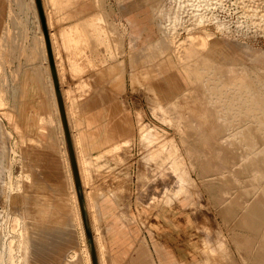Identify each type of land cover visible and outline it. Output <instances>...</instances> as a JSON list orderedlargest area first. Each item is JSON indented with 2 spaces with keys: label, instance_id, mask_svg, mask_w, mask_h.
I'll list each match as a JSON object with an SVG mask.
<instances>
[{
  "label": "rangeland",
  "instance_id": "obj_1",
  "mask_svg": "<svg viewBox=\"0 0 264 264\" xmlns=\"http://www.w3.org/2000/svg\"><path fill=\"white\" fill-rule=\"evenodd\" d=\"M44 1L51 31L76 19L56 20L59 14L50 8H55V0ZM73 2L86 9L78 18L100 10L107 37H114L113 24L120 31L121 67L117 59L107 58L109 76L106 72L105 79L97 80L95 72H90L97 92L92 91L89 97L107 108V116H112L110 98L116 100L115 110L119 108L126 116L116 124L120 122L128 130L131 123L132 131L131 145L126 148L128 141L117 147L121 156L116 162L108 160L107 174L93 172L78 148L86 188L94 213H98L95 217L101 243L106 244L105 234L110 232L104 219L111 206L103 201L111 194L117 208L112 214L115 228L120 223L123 232L124 223L137 221L147 232L153 264H264V228L257 229L240 205L242 197L252 196L256 189L257 194L264 182V152H253L250 146L256 143H242L237 135L224 140L233 125L219 117L225 110L220 105L223 102L227 108L232 106L239 121L254 123L259 119L262 123L258 126L264 128V0ZM40 29L35 0H0V57L6 58L0 67V84L7 100L4 110L18 126L14 128L12 119L5 118L0 110V264H86L74 206L75 224L70 212L71 183L61 155L65 141L57 127ZM162 60L185 72L190 91L169 101L158 97L147 79V69ZM174 74L169 68L152 82L172 89L170 96H174L189 88ZM73 84L74 80L65 75L63 87ZM68 95L72 105L69 91ZM201 96L205 101L193 102ZM82 106L88 110L87 105ZM192 106L205 110L203 116L207 115L210 125L216 123L210 133L202 129L198 120L202 115L191 116ZM70 111L76 115L73 108ZM48 113L53 118L51 123L39 121ZM254 131L258 138L264 133ZM192 137L202 160L200 169L206 171L203 174ZM201 139L214 147L232 140L238 146L228 145L224 161L220 157L216 167L207 157L203 159L198 149ZM259 145L257 148L263 149L262 143ZM256 153L263 157L258 166L248 161ZM241 159L243 164L248 162L244 176V171L239 175L236 170ZM104 175L122 187L101 189L106 182ZM259 190L258 200L264 203V187ZM46 204L48 215L40 213ZM132 243L129 240L127 246ZM107 255L108 248L102 255L106 264Z\"/></svg>",
  "mask_w": 264,
  "mask_h": 264
},
{
  "label": "crops",
  "instance_id": "obj_2",
  "mask_svg": "<svg viewBox=\"0 0 264 264\" xmlns=\"http://www.w3.org/2000/svg\"><path fill=\"white\" fill-rule=\"evenodd\" d=\"M43 1L44 0H42V2ZM73 1L74 0H55V8H53L52 5H50V8L54 10V13L59 14V16H57L58 19L56 20L63 21V20L70 19V18H76L74 19L73 22H71L67 26H62L56 32H53L50 30L51 17L46 16L47 26H48L53 56L55 60V65L57 69V74H58L62 94H64L63 93L64 87L63 86L61 87V84H63L65 75H68L69 78L74 80V84L72 86L65 87V89H67L72 95V100H71L72 105H70V102L68 104L65 102V98L63 95L64 104L67 110L66 111L67 123H68L69 130L71 133V139H72L74 150H75L74 135H75L79 142L81 154L83 155L87 163L92 165V171L93 172L97 171L99 174L101 173L107 174L109 172V170H106L108 160H112L116 162V160L121 156V154L117 152V147L121 146L123 142L127 143L128 141H129V145L126 146V148L131 145V136H132L131 123H129L128 130L125 125L123 126L120 125L121 124L120 122L116 124V122H118L117 119L124 121L126 119V116L121 115L120 113L121 110L119 108L117 111L115 110L114 104L117 102L116 100H113L112 97L110 98L109 105H108L110 107L112 116H107V112H106L107 108L105 109L103 106H100L99 104L95 102L94 98L91 99L89 97L90 96L89 94L92 91L95 90V93L97 92L92 82V75L89 76V74L90 72H95V77H96L95 79L97 80L105 79L106 72H107V76H109L110 73L108 72V69L106 68L107 58L112 59V60L117 59L118 66L121 67L122 61H121V38H120V33H119L120 31L118 32V29L113 24L114 37L113 38L107 37L105 35L106 25L104 22V17L100 14L101 13L100 10L90 13L84 17L78 18V16L83 14L86 9L83 8V5L80 3L77 5H74ZM44 2H43V6H44ZM76 7L78 8L76 9ZM69 8L71 9L69 10ZM48 22H50V27L48 25L49 24ZM40 31H41L40 33H42L41 29ZM116 33L119 34L118 37H116ZM1 36H0V40H1ZM43 41H44V38H43ZM43 45H45V42H43ZM44 47L45 46L42 47L43 51L45 49V51L43 52V55H44L45 62L47 61L46 62L47 70H49V72L47 71L49 74L48 77H49L50 84L52 85V88H53V82H52V77H51V73L49 69L48 58L47 57H46L47 59L45 58V56H47L46 48ZM5 59L6 58H4L3 56L0 57V67H2V63L5 62ZM63 60L65 61L66 65L63 64ZM169 68H172V70L176 72L174 76L176 75L179 76L180 81H182L180 82L181 84L183 83V84L189 85V88H183L181 91H179L174 96H170V94L173 92L172 89L166 90L164 87L162 88L160 85L159 86L155 85L154 82H152V79L159 78L160 75L166 74ZM147 79L151 83L154 92L162 100H168V101L173 100L175 98H179L186 92L190 91L191 82L188 79L185 72L181 68H179L176 64H173L171 61H168V60L159 61L153 64L151 67H149L147 69ZM0 80H1V73H0ZM97 80H95L96 83H97ZM111 84L115 85L116 81H111ZM116 88L119 90V87L113 86L114 90H116ZM193 89L196 92V88H193ZM52 92L53 93L51 94L52 95L54 94L52 96V99L53 97L55 98L53 100V105L56 109L55 110L56 115H57L56 118H57V121L60 122L61 132H62L61 136H63L64 141H65L54 88L52 89ZM252 93L254 94L253 97L255 98L257 93L255 91H252ZM0 96H1L0 98L1 114L5 118L10 117L12 119L13 127L17 128L18 127L17 124L13 122V116L9 112H6L4 110L5 105L7 104V100L4 97L1 84H0ZM201 100L205 101L203 96H201L199 101L195 100L193 102L201 103L200 102ZM81 101H84V102H81ZM82 104L87 105L88 110L84 111ZM220 105H222L223 109H225L221 114V121L225 122L226 124L227 122H229L230 125H233L231 130L227 129V133L223 137L224 140L229 139L233 135H237L239 139L241 138L240 141L243 140L242 142L248 143L252 141L251 140L252 137L255 138L253 135L252 136L250 135L251 131L253 130H263L264 131V128H260L258 126V124L262 123V120L258 119L257 122H254V123H250L249 121H244V120L239 121L237 115L234 114L235 110L231 108L232 106L227 108L223 104V102H221ZM70 108H73V111L76 114L75 116L71 115ZM240 109L241 108H238V111ZM261 109H264V108H261ZM116 113H120V114L116 117L115 116ZM203 117L204 118L201 117V120L198 119L199 121L202 122V129L207 132L212 131V127L216 123L210 125L211 124L210 119L207 118L206 116H203ZM39 121L51 123V121H53V118L48 113L44 116H41ZM203 122H206V123L203 124ZM246 130H247V133L244 132ZM59 132H60V129H59ZM263 135L264 133L262 134V137H259L258 139L255 138L251 142V143H256L255 147H252L253 152L255 151L261 152L264 150V136ZM192 138L195 143L194 150H195V155L197 157V160L199 161L198 167L200 169L201 166L199 164L201 163L202 160L201 158L198 157L199 153L196 149V144H197L196 140L194 137ZM30 140L33 141L34 139L31 138ZM260 143H262L263 149L257 148L260 146L259 145ZM243 147L245 150V146ZM64 149L67 154V160H68V164L70 168V162H69V156H68L66 143H65V148L64 147L61 148V155H62L64 168L66 172V164L64 161ZM92 150L94 151L92 152ZM75 155L77 158L76 152H75ZM246 157L249 158V155H246ZM70 172H71V168H70ZM200 172H202L203 174V172H206V171L205 169L204 170L200 169ZM211 172H209V174ZM66 176H67V173H66ZM110 177H108L107 175V179H106V175H104V180L106 182L104 183L103 187H101V189H104V190L116 189L118 187L119 184H117L116 181L112 183L107 181V180H110L108 179ZM71 178L73 182L72 174H71ZM67 180H68V176H67ZM68 183H69V180H68ZM73 186H74V182H73ZM261 186L264 187V182L259 186V188ZM119 187H122V186L119 185ZM259 188H258L257 194H256V191H257L256 189L252 196L242 197L243 202H240V205H242V208H243L242 211L247 212L248 219H250L253 222V225L257 227V229L264 228V212H262L264 211V208H263L264 203L259 202L258 200L259 196L261 195V190H259ZM64 194L65 193H63V195ZM69 202H70V212L72 214V221L75 224L76 217H75L74 210H73L70 192H69ZM103 204L111 206L109 210H106L105 213L107 215L104 219L105 224L110 226V232L105 234V243L108 248V255H107L108 264H153L154 263L153 256L151 254L150 248L147 245L148 243L147 232H145L138 225L137 221L133 222L131 225L124 223L126 225V228L123 229L124 230L123 232L120 230L122 229L120 223L117 224V229H116L112 214L117 212V208L115 206L116 205L115 200L112 198L111 194H109L108 197L106 196L104 198ZM255 206L258 207L257 211H256ZM62 207H64L65 209V203L63 204ZM48 212H49V204L41 206L40 208L41 214L48 215ZM131 213H135V212H131ZM134 226L138 228L137 234H134ZM129 240H132L133 243H132V246L128 247L127 244Z\"/></svg>",
  "mask_w": 264,
  "mask_h": 264
},
{
  "label": "bare ground",
  "instance_id": "obj_3",
  "mask_svg": "<svg viewBox=\"0 0 264 264\" xmlns=\"http://www.w3.org/2000/svg\"><path fill=\"white\" fill-rule=\"evenodd\" d=\"M41 2H42V0H41ZM44 2V1H43ZM43 2H42V6H43ZM43 12H44V15H45V18H46V16L48 17L49 15H48V12H47V9H46V7H45V3H44V6H43ZM12 19V18H11ZM49 21V20H48ZM46 22H47V20H46ZM49 24V27H50V22H48ZM47 29H48V26H47ZM41 32V31H40ZM43 33H40V41H41V44L43 45V42H45V40L43 41V38H44V36L42 35ZM52 34V33H51ZM48 35H49V31H48ZM52 38V37H51ZM49 41H50V45H51V40H50V36H49ZM43 46H45V45H43ZM42 46V47H43ZM44 48H46V46L44 47ZM43 49V48H42ZM54 49V48H53ZM44 51H45V49H44ZM43 51V52H44ZM51 52H52V56H53V51H52V46H51ZM46 53H47V51H46ZM45 54V53H44ZM47 56H45V58H46ZM57 58H58V56H57ZM47 59V58H46ZM45 60V59H44ZM53 61H54V64H55V60H54V56H53ZM47 62V61H46ZM58 63V62H57ZM56 63V64H57ZM47 65V64H46ZM60 68V67H59ZM55 69H56V65H55ZM48 72H49V70H47ZM46 71V72H47ZM56 74H57V69H56ZM49 75V74H48ZM49 79V78H48ZM57 79H58V82H59V78H58V74H57ZM51 80V79H50ZM50 82V81H49ZM50 86H51V93H53L52 92V85L50 84ZM63 85L61 84V87H62ZM64 89V91H63V93L64 94H62V91H61V88H60V83H59V90H60V93H61V97H62V101H63V106H64V110H65V117H66V120H67V113H66V107H65V104H64V99H63V95H64V98H65V102L66 103H68V99H69V95H68V91H67V89H65V87L63 88ZM54 95V94H53ZM52 95V96H53ZM55 98L53 97V100H54ZM200 105V104H199ZM193 108H190L189 110H190V113H191V116L192 117H195V116H198V115H202L203 116V114H205V110H203V109H198V106H192ZM200 108H202V107H200ZM205 109V108H204ZM56 110V109H55ZM58 111H59V109H58ZM188 112V111H187ZM60 116V115H59ZM215 116H216V114H215ZM70 117V116H69ZM206 117H207V115H206ZM220 118H221V116H219ZM204 118V117H203ZM217 118V117H216ZM220 118H218V119H220ZM59 119V118H58ZM195 119V118H194ZM214 119H215V117H214ZM199 120H201L200 118H199ZM217 122H218V120H217ZM191 123V122H190ZM193 123V122H192ZM191 123V124H192ZM196 123V122H195ZM201 123V122H200ZM204 123V122H203ZM206 123V122H205ZM225 124V123H224ZM67 125H68V123H67ZM190 125V124H189ZM195 124L193 123V126H194ZM223 125V124H222ZM226 125V124H225ZM72 126V125H71ZM196 126V125H195ZM58 127H59V129H60V133H62L61 132V126H60V122L58 121ZM200 127H201V125H200ZM206 127V126H205ZM68 128H69V126H68ZM192 128V127H191ZM195 129V128H194ZM193 129V130H194ZM212 129H213V127H212ZM225 129V128H224ZM253 129V128H252ZM196 131V130H195ZM262 131V130H261ZM198 132H200V131H198ZM198 132H197V134L196 135H198ZM203 132V131H202ZM242 132V131H241ZM255 131L253 130V132H250V135H253L254 137H257V139H258V136H256L255 135V133H254ZM69 133H70V130H69ZM210 133V132H209ZM248 133H249V131H248ZM263 133V132H262ZM257 134V133H256ZM205 135V134H204ZM211 135V137H212V134H210ZM210 135H209V137H210ZM202 136V135H201ZM200 136V137H201ZM243 136V135H242ZM264 136V135H263ZM70 137H71V133H70ZM237 137V136H236ZM214 138V137H213ZM213 138H211V139H213ZM238 138V137H237ZM245 138V137H244ZM248 138V137H247ZM242 139H243V137H242ZM228 140V139H227ZM240 140V139H239ZM251 140H253V138L251 139ZM212 141V140H211ZM229 141V140H228ZM243 141V140H242ZM71 142H72V139H71ZM74 142H75V150H74V147H73V151H74V155H75V152H76V154H77V158H76V155H75V162H76V166H77V172H78V176H79V183H80V188H81V192H82V195H83V201H84V206H85V210H86V213H87V218H88V222H89V227H90V230H91V234H92V237H93V242H94V245H95V251H96V255H97V261H98V264H106L105 263V260L102 258V255H103V253L104 252H106V248H107V246H106V244H104V243H101V241H100V236H99V233H98V229H97V227H96V225H97V220H96V217L95 216H97V214L98 213H96V215H95V213H94V210H93V200L91 199V197H90V194H89V192H88V190H87V188H86V182H85V176H84V168L82 167V163H83V161L81 160V158H80V153H79V142H78V140H77V137L74 135ZM215 142V141H214ZM218 142V141H217ZM234 141L232 140V142L231 143H227V141H226V143L224 144V143H221V144H223V145H221V144H219V145H221V147H214V146H211V145H209L210 143L208 142V140H207V143H206V141L205 140H200V143H199V146H198V149L202 152V154H203V156H205V158H203V156H202V158L203 159H209V161H210V165H216V167H218L219 166V159H220V157H224V152H225V149H228V145H231V146H233L236 142H234ZM260 142V141H259ZM209 143V144H208ZM243 143V142H242ZM237 144H238V142H237ZM72 146H73V143H72ZM235 146H236V144H235ZM238 146V145H237ZM236 146V147H237ZM250 147H253V146H250ZM230 149H232L231 147H230ZM229 151V150H228ZM250 151V150H249ZM264 151V150H263ZM244 152H245V150H244ZM243 154V153H242ZM245 154V153H244ZM253 154V153H252ZM257 154V153H256ZM256 154H255V156H256ZM251 155V154H250ZM250 155H249V157H250ZM263 155H264V153H263ZM69 156V155H68ZM229 156H231V155H229ZM251 156H253V155H251ZM250 157L251 158V160L249 159L248 161H253V162H255V166L258 164V163H262V161H263V157H261L260 155L258 156V154H257V156L256 157ZM207 157V158H206ZM223 157H222V162L224 161V159H223ZM232 157V156H231ZM236 158V157H235ZM239 158V157H238ZM247 158V157H246ZM64 159H65V162H66V165H67V168H68V176H69V179H70V183H71V197H72V203H73V206H74V210H75V214H76V217H77V222H78V225H79V227H80V232H81V235H82V238H83V243H84V245H83V247H84V259L86 260V264H92V263H90V261H91V257H90V252H89V247H88V242H87V238H86V234H85V230H84V225H83V220H82V216H81V210H80V206H79V201H78V197H77V191H76V187H75V182H74V178H73V182H74V186H73V182H72V178H71V174H72V170H71V172H70V168H71V165H70V168H69V164H68V160H67V154H66V151H65V153H64ZM207 159V160H208ZM231 159V158H230ZM240 159V158H239ZM248 159V158H247ZM262 160V161H261ZM78 161V162H77ZM221 161V160H220ZM231 161V160H230ZM241 163L243 164V160L241 159ZM69 162H70V160H69ZM214 164H213V163ZM232 163H233V161H231ZM230 162V163H231ZM245 162V161H244ZM252 162V163H253ZM257 163V164H256ZM207 164V163H206ZM241 164V167H239L238 166V164H237V171H238V173L239 172H241V174H242V172H243V176H244V173L246 172L247 173V168H245L246 167V165L248 164V162H247V164L246 163H244V164H246L245 166H244V164L242 165ZM250 164V163H249ZM79 165V166H78ZM229 165H231V164H229ZM253 165H254V163H253ZM261 165V164H260ZM259 165V166H260ZM263 165V164H262ZM221 166V165H220ZM258 166V165H257ZM204 167V166H203ZM210 167V166H209ZM234 168H236V167H234ZM234 168H232V169H234ZM259 169H262V168H259ZM246 170V171H245ZM220 171V170H219ZM235 171V170H234ZM227 173H229V172H227ZM236 173V172H235ZM234 173V174H235ZM253 173V172H252ZM237 174V173H236ZM240 173H239V175H241ZM169 175V174H168ZM233 175V174H232ZM242 176V177H243ZM72 177H73V174H72ZM220 179V178H219ZM167 182V181H166ZM177 183V182H176ZM257 183H258V181H257ZM247 186V185H246ZM250 186V185H249ZM248 186V187H249ZM161 187V186H160ZM258 187V186H257ZM162 195V194H161ZM159 196V195H158ZM222 200V199H221ZM95 204V203H94ZM101 217V216H100ZM99 218V217H98ZM97 218V219H98ZM99 220V219H98ZM98 226V225H97ZM210 236V235H209ZM208 237V236H207ZM209 239V238H208ZM212 243V242H211ZM214 243V242H213ZM216 245V244H215Z\"/></svg>",
  "mask_w": 264,
  "mask_h": 264
},
{
  "label": "water",
  "instance_id": "obj_4",
  "mask_svg": "<svg viewBox=\"0 0 264 264\" xmlns=\"http://www.w3.org/2000/svg\"><path fill=\"white\" fill-rule=\"evenodd\" d=\"M35 4H36L38 16H39L41 30H42L44 40H45L49 69H50L52 82H53V88H54V92H55V97H56L57 105H58V109H59V115H60V120H61L63 133H64V137H65V143H66V147H67V151H68V155H69L71 170H72V174H73V178H74V182H75V187H76V191H77V197H78L79 206H80V210H81V216H82V220H83L84 230H85V234H86V238H87V242H88L90 257H91V263L92 264H98L97 255H96V251H95V245H94L93 237H92L91 230L89 227L87 213H86L84 201H83V195H82L81 188H80L79 176H78L77 166H76V162H75V155H74V151H73V146H72V142H71L69 128L67 125V120L65 117V110H64V106H63V101H62L61 93L59 90V82L57 79L55 64H54L53 56H52V52H51V45H50V41H49L47 22H46V18H45L44 12H43V6H42L41 0H35Z\"/></svg>",
  "mask_w": 264,
  "mask_h": 264
}]
</instances>
